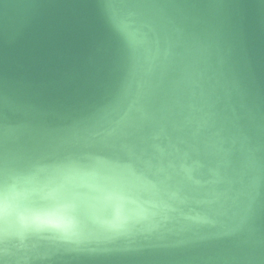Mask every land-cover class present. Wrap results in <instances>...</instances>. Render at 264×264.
I'll list each match as a JSON object with an SVG mask.
<instances>
[{"label":"clouds","instance_id":"clouds-1","mask_svg":"<svg viewBox=\"0 0 264 264\" xmlns=\"http://www.w3.org/2000/svg\"><path fill=\"white\" fill-rule=\"evenodd\" d=\"M236 7L105 0L117 56L96 76L115 74V116L48 128L0 80V264H264V91ZM201 241L213 250L187 252Z\"/></svg>","mask_w":264,"mask_h":264},{"label":"water","instance_id":"water-1","mask_svg":"<svg viewBox=\"0 0 264 264\" xmlns=\"http://www.w3.org/2000/svg\"><path fill=\"white\" fill-rule=\"evenodd\" d=\"M239 5L229 9L231 24L243 31L252 76L264 91V0H201ZM105 0H0V80H16L43 113L48 128H72L82 117L110 105L113 116L122 100L115 74L101 81V59L111 68L117 44L102 15ZM25 122L22 107L10 110L8 123ZM158 131V130H154ZM264 232V188L254 221ZM201 241L187 252L213 250Z\"/></svg>","mask_w":264,"mask_h":264}]
</instances>
